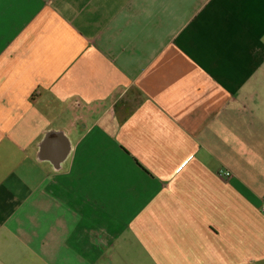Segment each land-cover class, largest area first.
Returning a JSON list of instances; mask_svg holds the SVG:
<instances>
[{"label":"crops","instance_id":"0c3cea01","mask_svg":"<svg viewBox=\"0 0 264 264\" xmlns=\"http://www.w3.org/2000/svg\"><path fill=\"white\" fill-rule=\"evenodd\" d=\"M257 263L264 0H0V264Z\"/></svg>","mask_w":264,"mask_h":264},{"label":"built area","instance_id":"2783aa9c","mask_svg":"<svg viewBox=\"0 0 264 264\" xmlns=\"http://www.w3.org/2000/svg\"><path fill=\"white\" fill-rule=\"evenodd\" d=\"M226 174H228V172H226Z\"/></svg>","mask_w":264,"mask_h":264},{"label":"rangeland","instance_id":"374dc122","mask_svg":"<svg viewBox=\"0 0 264 264\" xmlns=\"http://www.w3.org/2000/svg\"><path fill=\"white\" fill-rule=\"evenodd\" d=\"M258 264V263H257Z\"/></svg>","mask_w":264,"mask_h":264}]
</instances>
